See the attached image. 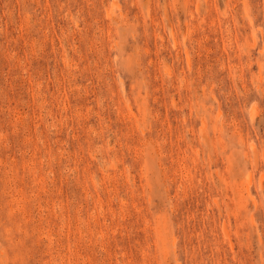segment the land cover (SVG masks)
I'll return each mask as SVG.
<instances>
[{
    "label": "rangeland",
    "instance_id": "obj_1",
    "mask_svg": "<svg viewBox=\"0 0 264 264\" xmlns=\"http://www.w3.org/2000/svg\"><path fill=\"white\" fill-rule=\"evenodd\" d=\"M0 264H264V0H0Z\"/></svg>",
    "mask_w": 264,
    "mask_h": 264
},
{
    "label": "bare ground",
    "instance_id": "obj_2",
    "mask_svg": "<svg viewBox=\"0 0 264 264\" xmlns=\"http://www.w3.org/2000/svg\"><path fill=\"white\" fill-rule=\"evenodd\" d=\"M189 59V58H188Z\"/></svg>",
    "mask_w": 264,
    "mask_h": 264
}]
</instances>
